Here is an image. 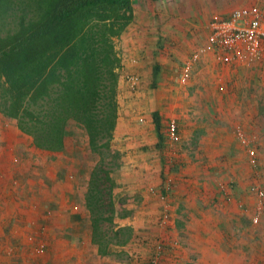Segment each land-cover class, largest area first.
Listing matches in <instances>:
<instances>
[{
    "label": "crops",
    "instance_id": "1",
    "mask_svg": "<svg viewBox=\"0 0 264 264\" xmlns=\"http://www.w3.org/2000/svg\"><path fill=\"white\" fill-rule=\"evenodd\" d=\"M131 1L133 19L113 43L120 69L139 82L131 91L119 70L112 141L122 158L114 192L129 210L117 221L132 238L99 254L77 180L10 121L15 132L2 129L0 146V264H150L160 239L164 264H252L264 254V236L246 227L248 170L239 172L231 148L243 140L264 147V51L250 67L224 64L207 43L212 18L254 3L264 12V0ZM201 47L182 83L184 63ZM164 207L167 230L158 224Z\"/></svg>",
    "mask_w": 264,
    "mask_h": 264
},
{
    "label": "trees",
    "instance_id": "2",
    "mask_svg": "<svg viewBox=\"0 0 264 264\" xmlns=\"http://www.w3.org/2000/svg\"><path fill=\"white\" fill-rule=\"evenodd\" d=\"M133 19L131 0H0V116L38 154L65 150L82 127L92 158L84 209L99 254L130 241L129 213L115 194L120 59L113 37Z\"/></svg>",
    "mask_w": 264,
    "mask_h": 264
},
{
    "label": "built area",
    "instance_id": "3",
    "mask_svg": "<svg viewBox=\"0 0 264 264\" xmlns=\"http://www.w3.org/2000/svg\"><path fill=\"white\" fill-rule=\"evenodd\" d=\"M207 43L209 51L221 63L232 64L239 62L250 66L261 61L264 51V12L259 3H254L247 7L233 8L225 16L212 18L209 22ZM204 48L201 47L196 50L189 61L184 63L180 77L182 83L190 78L193 62L199 58L201 52L205 50ZM125 79L131 89H135L139 82L135 74H128ZM139 121H143V118L139 117ZM4 123L8 124L7 122ZM167 136L174 143L180 140L178 124L175 119H171L168 122ZM249 142L247 141V143ZM247 153L250 164L255 165L257 158L254 149L248 148ZM256 197V209L258 211L253 216V221H258L260 209L264 208L263 189H257ZM73 208L76 210L77 206ZM48 213H50V210H48ZM158 224L165 230L170 227L171 214L168 207L162 208L158 217ZM159 241L150 264H164L162 252L166 240L160 239ZM45 248L46 245L40 244L37 250L41 253ZM258 264H264V261Z\"/></svg>",
    "mask_w": 264,
    "mask_h": 264
},
{
    "label": "rangeland",
    "instance_id": "4",
    "mask_svg": "<svg viewBox=\"0 0 264 264\" xmlns=\"http://www.w3.org/2000/svg\"><path fill=\"white\" fill-rule=\"evenodd\" d=\"M230 2V0H227ZM236 2V0H233ZM244 1V0H243ZM248 1V0H247ZM245 0V2H247ZM229 3L226 2V5ZM228 7V6H227ZM115 38H113V42L115 41ZM195 52V51H194ZM193 52V53H194ZM189 56L191 58L192 54ZM201 54H203L201 52ZM200 54V55H201ZM199 55V57H200ZM262 60V59H261ZM258 63V62H257ZM255 63V65L257 64ZM121 65V64H120ZM240 65H244L246 67H250L249 65H245L241 63ZM121 66L118 68V73L119 70H121V74L126 76L129 71H123V69H120ZM125 70V68H124ZM131 91H135L134 89H131ZM121 95V90H118L117 88V99H121L119 96ZM140 122V121H139ZM16 123V122H15ZM3 123L2 119L0 118V146L3 145L2 143L4 142L2 137H3V132L2 129L6 130L7 132L14 133V130H11V125L8 123L7 125ZM17 125V124H16ZM243 135L240 133V139H243ZM113 139V138H112ZM117 143V142H116ZM65 150L61 152L60 154H57L54 157H51L53 161L58 157L60 159V164H61V169L62 171H66V173H69L71 176V179L77 180V187L79 193L81 195H84L86 186H87V179L89 175V171L92 167V158L91 155L89 154V150L87 148L86 142H85V133L82 129L81 126H79L76 123H71L67 126L66 128V137H65ZM115 142L112 141V145L115 147ZM252 143H247V141L243 140L240 142V145L233 146L235 150V153L240 156V160L236 163V167L239 168V172L241 173H246L244 171H247L249 174L247 181H248V194L249 197L252 200L251 205L249 206L248 210L250 213V216H245V221H246V227L249 228V231H252L256 235V239H259L260 237L264 236V208L260 209V214H259V219L258 221H253V216L255 213L258 211L256 209V191L258 188L263 189L264 191V147L262 146H255L251 145ZM248 148H253L256 154L257 162L255 165H251L248 159V153L247 150ZM116 149V147H115ZM117 150V149H116ZM118 151V150H117ZM120 153V152H119ZM242 157L244 160H242ZM51 159V160H52ZM56 162V161H55ZM58 162V161H57ZM117 167L114 170V176H116L117 171L120 169L121 163H122V158L121 154L118 156L117 160ZM77 177V178H75ZM246 179V178H245ZM78 194V193H77ZM117 225H119V222L116 219ZM46 249L42 252L45 253ZM112 252V251H110ZM122 255L120 254H115V258L119 259ZM122 258V257H121ZM264 261V254H261L260 257H255L254 261L252 264H258ZM166 264V263H165Z\"/></svg>",
    "mask_w": 264,
    "mask_h": 264
}]
</instances>
